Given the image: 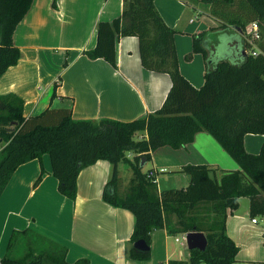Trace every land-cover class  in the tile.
<instances>
[{
	"label": "trees",
	"instance_id": "trees-1",
	"mask_svg": "<svg viewBox=\"0 0 264 264\" xmlns=\"http://www.w3.org/2000/svg\"><path fill=\"white\" fill-rule=\"evenodd\" d=\"M153 1L123 0L119 16L97 23L96 43L85 54L115 66L117 40L135 36L142 66L170 78L161 106L132 121L75 119L70 107H51L24 116L20 97L0 95V193L18 165L35 158L40 161L48 154L58 192L74 200L80 170L106 160L111 172L102 199L134 216L127 250L130 258L147 259L149 250L140 252L133 242L143 239L149 246L152 231L164 228L170 235L203 232L207 244L202 251L189 250L185 260L169 259L161 264H231L238 247L226 234L225 220L238 207V198L249 199L252 218L264 216V140L257 153L247 152L243 145L247 133L264 135V0H184L190 6L207 8L222 27L232 26L244 36L251 22L258 27V38L252 44L244 39L239 59L206 62L204 81L198 88L181 74L174 44L176 30L164 22ZM31 3L0 0V76L21 57L12 35ZM200 40L201 35L193 36V51L205 56ZM199 131L209 133L238 168L185 164L176 171L188 175V183L158 191L154 177L140 165L142 159L145 164L150 152L160 146L183 147ZM120 163L131 169L123 192L118 190ZM42 174L43 170L33 185ZM17 234H11L6 253ZM41 240L36 249L26 245L19 257L6 254L0 264H88L87 259L68 262L63 245L44 237Z\"/></svg>",
	"mask_w": 264,
	"mask_h": 264
},
{
	"label": "crops",
	"instance_id": "crops-1",
	"mask_svg": "<svg viewBox=\"0 0 264 264\" xmlns=\"http://www.w3.org/2000/svg\"><path fill=\"white\" fill-rule=\"evenodd\" d=\"M153 3L164 22L176 30L178 67L194 87L204 81L206 62L239 59L243 55L245 36L239 29L224 28L211 15L208 24L195 20L191 10L198 15V6L184 0ZM122 8L123 0H32L13 32V43L21 57L0 76V95L13 93L20 97L24 116L51 107H70L75 119L132 121L158 109L169 90L170 78L167 73L142 66L135 36L117 40L115 66L85 54L96 43L97 23L119 16ZM196 35H201L199 46L205 56L193 51ZM263 140L264 135L247 133L243 145L247 152L257 153ZM149 161L147 172L160 168L165 172L168 167L178 170L185 164L238 168L204 131L195 133L183 147L156 148L150 152ZM41 170L40 182L33 185ZM110 172L111 165L106 160L81 169L76 178V197L70 200L57 190L48 154H43L40 161L35 158L18 165L0 193V259L6 254L21 256L26 245L36 249L41 237L63 245L70 263L87 259L88 264H161L169 259H187L188 248L174 245L164 228L152 231L147 259L128 256L134 216L128 209L114 207L102 199ZM179 178L184 183L189 181L185 176ZM121 179L119 174V192L123 188ZM154 179L157 185V173ZM243 198L247 197L238 198V207L225 220L226 234L238 247L231 264H264V224L260 227L259 220L251 221L249 199L241 206ZM256 217L264 223V216ZM13 232L18 234L6 253Z\"/></svg>",
	"mask_w": 264,
	"mask_h": 264
},
{
	"label": "rangeland",
	"instance_id": "rangeland-1",
	"mask_svg": "<svg viewBox=\"0 0 264 264\" xmlns=\"http://www.w3.org/2000/svg\"><path fill=\"white\" fill-rule=\"evenodd\" d=\"M187 1L190 2V3L192 2V0H187ZM197 8H199L198 15L195 12H193V10H191L192 16L196 17V19L195 18L194 19L197 20V21H203L206 24L211 23V21L208 20V19H211V18L208 17V15H210L208 9L207 8H202V7H200V5ZM150 167H151V163H150V161H147L145 163V165H144V169L147 170ZM119 168H120V173L119 174L122 177V179H121L122 181L120 180V183H121V186H123V188L120 191L123 192L126 189L127 185H128L129 178L131 177V176L128 177L129 172H131V169H130V167L127 164H124V163H120L119 164ZM184 176L188 177V175L181 174V172L176 171L175 169H172L171 167H168L167 171H165V172H157V185L156 186L158 188L165 187V186H166L165 188H171V187L180 188L181 186H185V184H187V183H184L179 178V177H184ZM167 186H169V187H167ZM246 199L247 198H243L242 202H240L241 206L245 204ZM255 219L259 220V224L258 225L260 227H263L264 223L260 220V218L259 217H255ZM171 241H172V243L174 245H177L178 247H180V249L185 250L187 248L186 244H183L182 246H179L178 243H176L174 241V235H171Z\"/></svg>",
	"mask_w": 264,
	"mask_h": 264
},
{
	"label": "water",
	"instance_id": "water-1",
	"mask_svg": "<svg viewBox=\"0 0 264 264\" xmlns=\"http://www.w3.org/2000/svg\"><path fill=\"white\" fill-rule=\"evenodd\" d=\"M144 159H142L140 165L143 166ZM186 246L188 250L197 249L204 250L207 244L206 237L203 232L200 231H189L186 232ZM133 248L140 251L145 252L149 250V246L145 243L143 239L136 240L132 244Z\"/></svg>",
	"mask_w": 264,
	"mask_h": 264
},
{
	"label": "built area",
	"instance_id": "built-area-1",
	"mask_svg": "<svg viewBox=\"0 0 264 264\" xmlns=\"http://www.w3.org/2000/svg\"><path fill=\"white\" fill-rule=\"evenodd\" d=\"M258 38V27H257V23L256 22H251L247 29H246V33H245V39L246 41L249 43V44H252L255 39ZM252 53L254 54L255 52L252 50ZM164 169L163 168H160L158 171H154V170H149L147 172V175L150 176V177H154L155 176V173L157 172H163ZM252 222H256V219L255 218H252L251 219ZM185 235L186 233H181V234H178V235H174V241L180 245H183V244H186V238H185Z\"/></svg>",
	"mask_w": 264,
	"mask_h": 264
}]
</instances>
